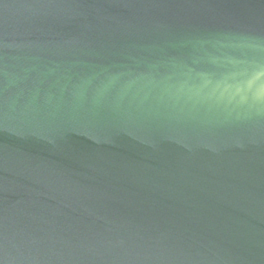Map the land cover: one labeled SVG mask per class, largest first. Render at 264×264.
<instances>
[{"label": "water", "instance_id": "95a60500", "mask_svg": "<svg viewBox=\"0 0 264 264\" xmlns=\"http://www.w3.org/2000/svg\"><path fill=\"white\" fill-rule=\"evenodd\" d=\"M0 264H264V0H0Z\"/></svg>", "mask_w": 264, "mask_h": 264}]
</instances>
